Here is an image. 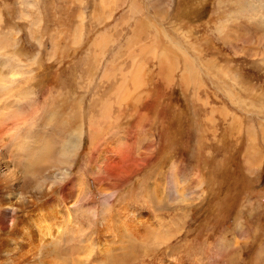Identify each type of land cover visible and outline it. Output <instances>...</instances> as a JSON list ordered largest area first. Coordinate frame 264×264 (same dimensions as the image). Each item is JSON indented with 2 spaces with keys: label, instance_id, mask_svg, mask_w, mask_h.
<instances>
[{
  "label": "rangeland",
  "instance_id": "1",
  "mask_svg": "<svg viewBox=\"0 0 264 264\" xmlns=\"http://www.w3.org/2000/svg\"><path fill=\"white\" fill-rule=\"evenodd\" d=\"M131 1L190 56L207 61L202 74L206 86L199 92L201 102L193 97L192 85L186 89L177 79L165 91L154 74L146 76L149 97L119 110L117 127L112 126L109 133L117 136L116 143L123 150L130 149L138 163L144 164L133 178L123 179L118 186L106 185L105 191H100L90 173L91 145L99 148L104 138L92 144L87 131L73 169L75 178L84 174L87 198L77 199V192L71 191L72 196L66 199L61 187L50 195L57 199L50 204L61 221L70 217L68 224L79 225L72 240L79 248L91 242L99 229L106 232L111 227L112 221L106 226L100 217L108 201L112 212L115 205H124L147 219L158 233L159 228L177 231L171 242L150 252L146 257L149 264H225L227 258L237 257V245L249 264H264V0L127 3ZM99 4L106 8L105 22L99 26L103 28L113 23L111 0H0V74L6 80L17 78L10 88L0 91V121L6 123V127L0 126L4 129L1 144L6 138L4 142L13 150L17 142L7 143L8 135L15 130L26 133L23 118L36 116L42 108L36 107L43 105L49 88L73 94L75 108L80 103L81 93L68 90H76L80 58L93 36L92 18ZM121 8H116L121 23L117 30L124 32L126 18ZM228 91L238 100L227 95ZM205 99L208 105L202 107ZM211 106L238 117L244 130L250 126L256 132L259 158L250 161L246 133L236 138L238 126H231V118L226 122L219 115L217 123L207 121ZM132 108L144 117H133ZM43 124L44 119L38 118L39 141L55 132L59 137L75 139L62 118L55 119L50 129ZM76 125L75 121L72 127ZM85 162L87 168H83ZM146 192H155L157 198L151 200ZM83 200L97 214L93 219L77 211ZM39 203L18 207L15 214L24 216ZM1 210L0 202V222ZM86 234V240L81 241ZM143 235L148 239L146 244L153 241L149 231ZM157 245L159 242L153 248ZM231 251L235 257H230ZM3 258L0 255V263Z\"/></svg>",
  "mask_w": 264,
  "mask_h": 264
},
{
  "label": "bare ground",
  "instance_id": "2",
  "mask_svg": "<svg viewBox=\"0 0 264 264\" xmlns=\"http://www.w3.org/2000/svg\"><path fill=\"white\" fill-rule=\"evenodd\" d=\"M111 3V25L99 28L102 21L105 22L106 8L99 4L95 9L92 18L93 36L88 44L84 43L85 54L80 58L82 69L76 76V90H68L81 93L77 107L72 100L73 94H64L60 92L61 88L51 87L43 105L36 107L37 110L42 107L36 116L31 120L23 118L26 133L15 130L8 135L7 143L17 142L13 150L4 142L6 138L0 143V255H4L0 264H149L146 257L150 252L171 242L177 234V231L173 233L171 229L163 231L160 228L158 233L147 219L124 205H115L112 212L107 201L100 217L104 221L103 225L108 226L112 221L111 227L106 232L99 229L98 235L91 242L87 241L86 246L79 248L72 244L76 238L73 231L79 225L68 224L71 222L70 217L61 221L56 209L50 204L57 201L55 195H50L61 187L66 199L72 196L71 191L77 192V199L82 196L87 198L84 174L76 177L79 183L73 176L87 131L91 133L92 144L99 137L104 138L99 148L91 145L90 173L100 191H105L106 185L118 186L123 179L133 178L138 167L144 164L138 163L130 149L123 150V146L121 148L116 143L117 136H109V133L121 116L119 110L125 109L124 106L129 103L138 104L140 100L149 97L146 76L155 75L165 89L171 87L177 79L186 89L194 86L192 94L198 103L201 102L199 92L206 86L202 76L207 70L204 58L202 61L198 55L190 56L182 45L164 35L162 28L135 1L127 3V0H111ZM121 6L122 15L126 18L123 25L127 31L124 32L117 30L121 23L117 19L116 8ZM214 77L211 76L212 79ZM15 80L17 78L6 80L0 74V91L10 88ZM227 93L233 100H238L231 91ZM207 105L205 99L201 106ZM143 115L136 110L133 117L141 119ZM219 115L226 122L231 118V126H238L236 138L246 133L250 161L259 158L255 147L256 132L250 126L244 130L238 117L224 110L221 112L214 106L206 112L207 121L215 124ZM2 117L0 114V120ZM38 118L44 119L42 127L46 129L53 126L55 119L62 118L71 137L75 135V139L59 137L55 132L39 141ZM75 121L77 125L72 127ZM0 126L6 127V123L0 121ZM3 131L0 127L2 137ZM83 168H87V163ZM146 195L151 200L157 198L155 192H146ZM186 198H181V201ZM84 200L77 206V211L93 219L97 214L90 205L83 204ZM39 201L41 203L32 212L24 216L15 214L18 207L26 208ZM68 214L72 216L70 211ZM146 231L153 236V241L147 244L148 239L143 235ZM86 237L87 234L80 240L85 241ZM157 242L159 245L153 248ZM239 247L237 245L234 248L237 257L233 260L227 258L225 264H249ZM230 257H235L233 252Z\"/></svg>",
  "mask_w": 264,
  "mask_h": 264
}]
</instances>
